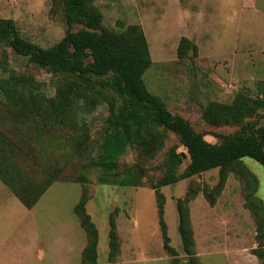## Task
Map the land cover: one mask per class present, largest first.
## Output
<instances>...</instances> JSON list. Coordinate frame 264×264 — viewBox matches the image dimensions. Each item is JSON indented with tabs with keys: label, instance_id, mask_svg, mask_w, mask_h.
Instances as JSON below:
<instances>
[{
	"label": "rangeland",
	"instance_id": "rangeland-1",
	"mask_svg": "<svg viewBox=\"0 0 264 264\" xmlns=\"http://www.w3.org/2000/svg\"><path fill=\"white\" fill-rule=\"evenodd\" d=\"M202 4L210 16L208 43H194L195 49L190 48L193 54L182 58L178 55L179 44L174 43L182 28L178 27L180 13L176 6L160 0L154 7L140 0L138 26L148 39L153 61L143 77L173 113L188 119L197 131L205 132L207 140L217 142L213 132L233 133L239 126L205 123L201 118L203 106L209 101L231 102L240 90L255 95L256 83L264 80V0H205ZM170 16L175 26L166 23ZM0 18L13 19L24 37L43 47L57 43L68 30L86 28L83 24L67 25L62 0H0ZM188 23L191 28L197 21ZM102 26L118 33L128 27L124 21L111 24L103 14ZM13 74L33 77L47 97L56 95L63 78L0 43V90L5 89ZM95 87L79 90L71 111L60 122L37 115L19 117L0 92V153L10 178L35 193L47 188L36 205L28 209L0 178V264H82L87 239L74 213L82 193L80 176L87 180L86 208L99 232L98 263L110 264L109 219L116 208L121 249L117 260L123 264L172 263L163 248L157 202L150 184L163 174L161 164L167 149L178 145V150L185 152V148L171 132L154 158L142 157L131 147L119 158L115 170L122 172L134 164L145 167L147 175L142 186H123L118 180L101 183V169L93 161L100 153L109 108L113 103L119 106L120 100L106 82H97ZM260 119L264 123V109L260 110ZM242 161L256 175V195L264 203V166L249 156ZM188 162L185 159L178 171L182 172ZM219 181V168H214L161 188L166 197L168 233L179 253L178 261L189 264L178 230L176 200L194 194L187 206L198 264H262L257 252L256 222L244 206V179L230 172L221 191L216 189ZM204 189L214 199L213 204Z\"/></svg>",
	"mask_w": 264,
	"mask_h": 264
},
{
	"label": "trees",
	"instance_id": "trees-1",
	"mask_svg": "<svg viewBox=\"0 0 264 264\" xmlns=\"http://www.w3.org/2000/svg\"><path fill=\"white\" fill-rule=\"evenodd\" d=\"M62 2L67 25L83 24L86 28L68 30L50 47H43L24 37L13 19L0 18V43L27 57L30 63L63 77L57 86L56 95L47 97L41 93L40 83L33 77L13 74L5 89L0 90L3 99L16 109L19 117L37 115L60 122L71 111L79 90H93L97 82H106L120 100V105L113 103L109 108L101 132L100 153L93 161V165L101 169V183L118 180L123 186H142L143 178L147 175L145 167L134 164L122 172L115 170L119 158L131 147L142 157L154 158L164 148L168 133L171 132L185 148V152L179 151L178 145L167 149L161 164L163 174L150 184L157 202L163 248L172 257L171 264L184 263L178 261L179 253L171 245L165 219L166 197L161 188L214 168H219L218 191L222 190L230 172L244 179V206L255 219L259 244L257 252L264 264V203L256 195V175L242 161L243 157L249 156L264 166V123L260 119V110L264 109V80L256 83L255 95L240 90L231 102L209 101L203 106L201 118L205 123L216 127L239 126L233 133L213 132L211 135L218 141L211 142L205 138V132L197 131L188 119L173 113L165 101L148 88L143 76L153 61L146 35L140 26L131 25L122 32H113L103 28L102 13L94 5L95 0ZM193 47L195 49L190 39L182 37L178 45L179 57H187ZM187 158V166L179 172V166ZM5 163L0 153L1 180L26 208H33L47 188L35 193L26 186L16 185ZM78 182L82 184V193L74 206V213L79 217L87 239L82 251V264H98L99 232L86 208L89 201L87 180L80 176ZM204 194L213 204L214 199L206 189ZM192 197L176 200L178 230L183 250L189 256V264H198L187 206ZM117 212L118 208L109 219L110 264H122L117 260L121 254L115 219Z\"/></svg>",
	"mask_w": 264,
	"mask_h": 264
},
{
	"label": "crops",
	"instance_id": "crops-1",
	"mask_svg": "<svg viewBox=\"0 0 264 264\" xmlns=\"http://www.w3.org/2000/svg\"><path fill=\"white\" fill-rule=\"evenodd\" d=\"M162 1H169L172 5L176 6L178 12L180 13V15L177 16V22L179 23L178 27L182 28H180L181 30L177 32L174 43L179 44L182 37H187L195 44L208 43V36L211 33L207 30V21H209L210 16L205 14V8L202 4V2L205 0ZM158 2H160V0H146L147 5H152L154 7ZM94 3L96 7L102 12L104 19L108 20L111 24L124 21V23H127L128 26L140 25L141 20L137 16L138 10L140 8V0H95ZM188 20L190 22L197 21V24L191 28H188ZM147 23L151 24L149 21H147ZM166 23H170L171 25L175 26V19L170 16L169 22L166 21ZM200 37L203 39V41H199ZM120 262L123 264L121 260ZM98 264L103 263L99 262Z\"/></svg>",
	"mask_w": 264,
	"mask_h": 264
},
{
	"label": "water",
	"instance_id": "water-1",
	"mask_svg": "<svg viewBox=\"0 0 264 264\" xmlns=\"http://www.w3.org/2000/svg\"><path fill=\"white\" fill-rule=\"evenodd\" d=\"M189 55H192L193 54V49H190L189 52H188ZM193 64V63H191Z\"/></svg>",
	"mask_w": 264,
	"mask_h": 264
}]
</instances>
